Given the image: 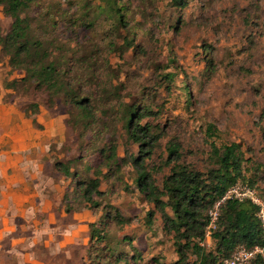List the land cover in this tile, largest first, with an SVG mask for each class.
<instances>
[{"label":"rangeland","instance_id":"obj_1","mask_svg":"<svg viewBox=\"0 0 264 264\" xmlns=\"http://www.w3.org/2000/svg\"><path fill=\"white\" fill-rule=\"evenodd\" d=\"M184 2L176 8L171 0H34L25 16L36 36L61 44L70 58L71 95L90 116L70 98L50 99L21 82L0 54V103L20 112L30 139L17 154L21 185L30 186L31 200L45 208L33 217L43 231L29 248L37 262L50 255L63 256L66 264L179 260L161 210L136 188L133 161L142 159V150L144 169L161 189L175 163L207 175L214 168L210 141L236 144L241 178L264 199V0ZM119 6L118 21L113 11ZM10 23L0 6L3 34ZM130 108L147 111L139 123L153 128L152 139L144 140L152 149L128 137L123 116ZM210 124L212 138L205 132ZM172 144L179 160L168 155ZM60 164L68 166L67 176ZM93 179L100 194L87 202L81 184ZM91 225L104 241L90 240ZM205 242L202 252L215 253L211 238ZM62 249L65 254H51ZM183 262L199 264L198 256L186 251Z\"/></svg>","mask_w":264,"mask_h":264},{"label":"trees","instance_id":"obj_2","mask_svg":"<svg viewBox=\"0 0 264 264\" xmlns=\"http://www.w3.org/2000/svg\"><path fill=\"white\" fill-rule=\"evenodd\" d=\"M33 2L34 0H0L4 15L11 19L9 30L5 34L0 29V54L7 58V65L12 71L20 72L21 82L29 86L34 85L37 89H43L50 99L60 96L70 98L69 100L76 104L83 116H90V110L83 106L82 101L73 99L74 96L71 95L73 89L72 86L68 87L66 80L70 58L63 54L61 44L34 34L31 19L25 16ZM171 4L176 8H184L186 5L184 0H171ZM120 8V6L116 7L113 11L118 21L122 18ZM166 77L170 76L166 75ZM16 83L15 80L11 81L8 87L6 85L7 89H12ZM143 113H147L144 108L141 112L136 111L135 108L128 109L123 116L124 127L131 140L141 147L148 145L149 149H152V144L148 141L145 143L144 140L147 136L151 140L154 131L149 125H140L139 121ZM205 132L209 138L216 134L211 124L206 127ZM209 147L210 159L214 168L210 169L207 175H201L184 165L175 163L170 174L162 181L161 189L154 185L150 174L144 169L146 151H139L142 159L133 161L137 172L134 179L136 188L148 202L161 210L164 229L173 234L180 257L172 264H185L183 256L186 251L196 254L199 264H221L241 247L250 249L262 245L255 218L256 207L249 201L227 200L220 208L215 229L212 230L210 236L215 245V253L202 252L204 247H201L199 243L205 240V230L209 224V210L230 186L238 180L245 182V178H241L240 167L243 156L238 145L218 147L210 141ZM167 151L168 155H174L179 160L178 145L168 146ZM108 158H115L114 149L109 150ZM60 170L64 175H68V166L60 164ZM98 183L97 179H93L87 184H81L84 200L92 202L95 196H99ZM247 183L253 187L250 180ZM163 198H166V201H163ZM165 208L169 209V214L164 212ZM151 216L152 213L149 212L147 217L151 218ZM90 229V240L96 242L105 240V235L94 225H91ZM116 258L115 261L119 262V257ZM132 258H135L134 254ZM154 262L164 264L156 259Z\"/></svg>","mask_w":264,"mask_h":264},{"label":"crops","instance_id":"obj_3","mask_svg":"<svg viewBox=\"0 0 264 264\" xmlns=\"http://www.w3.org/2000/svg\"><path fill=\"white\" fill-rule=\"evenodd\" d=\"M1 67L0 63V85L4 79ZM22 119L20 112L13 107L6 109L0 103V264H66L61 261L63 256L56 255L37 262L36 252L29 251L30 247L36 246L37 237L43 232H38L37 221L33 219L37 216L35 211L45 208L31 200L34 192L30 186L21 185L17 154L22 150L21 146L30 141L22 129L26 126ZM57 252L65 254L63 249L51 254ZM19 258L24 261L19 262Z\"/></svg>","mask_w":264,"mask_h":264},{"label":"built area","instance_id":"obj_4","mask_svg":"<svg viewBox=\"0 0 264 264\" xmlns=\"http://www.w3.org/2000/svg\"><path fill=\"white\" fill-rule=\"evenodd\" d=\"M227 200L249 201L256 207L255 218L258 223L262 245L254 246L250 249L239 248L229 259L225 260V264H264V199L257 194L253 187L241 180L230 186L224 195L215 202L212 209L209 210V224L205 230V240L211 238V232L215 229L220 208ZM205 240L199 243L201 247L206 244Z\"/></svg>","mask_w":264,"mask_h":264}]
</instances>
